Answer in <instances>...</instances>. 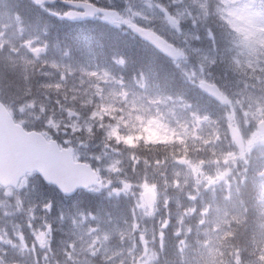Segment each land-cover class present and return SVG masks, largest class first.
Listing matches in <instances>:
<instances>
[{
	"label": "rangeland",
	"instance_id": "rangeland-1",
	"mask_svg": "<svg viewBox=\"0 0 264 264\" xmlns=\"http://www.w3.org/2000/svg\"><path fill=\"white\" fill-rule=\"evenodd\" d=\"M94 1L115 6L122 23L96 20L122 34L132 24L145 25L175 43L183 58L173 67L187 82L188 95L167 94L149 73L124 72L120 60L96 65L90 54L76 60L68 50L56 56L55 35L47 25H24L10 0H0V55L6 64L20 68L26 79L23 90L28 92L24 95H29L7 103L10 113L24 126L72 140L75 158L95 166L113 192L91 193L97 202L107 203L108 208L97 211L91 204L73 205L82 198L63 200L43 187L34 192L35 181H23L15 191H0V264H264V219L249 242L250 257L239 249L246 239H237L241 225L233 220L243 215L238 191L246 181L256 187L251 203L264 217V177L258 175L264 152L250 159L254 145H264L256 129L264 120L262 1L213 0L211 10L228 35L222 64L216 62L222 52L194 44L199 43L196 23L211 16L208 0ZM40 11L50 19L53 32L64 28L61 5ZM35 48L38 54L33 57ZM226 69L231 75L221 109L195 98L199 81L216 76L224 81ZM122 104L127 105L126 118L110 126L108 133L115 144L106 146L100 134L81 136L79 141L67 135V124L84 127L112 118L117 111L123 115ZM121 127L127 135L121 134ZM231 132L239 136L238 145ZM225 137L234 150L219 147ZM141 140L144 148L161 146L166 151L145 163L126 154V162L133 161L128 171L135 172V181L114 179L125 168L116 147L122 143L131 150ZM146 188L158 192L153 214L139 198ZM114 195L126 198L128 215L115 209ZM37 204L46 209L44 216ZM118 217H124L122 222Z\"/></svg>",
	"mask_w": 264,
	"mask_h": 264
},
{
	"label": "water",
	"instance_id": "water-1",
	"mask_svg": "<svg viewBox=\"0 0 264 264\" xmlns=\"http://www.w3.org/2000/svg\"><path fill=\"white\" fill-rule=\"evenodd\" d=\"M36 6H40L43 3L51 4L54 1L52 0H31ZM76 8H83L85 10V14H80L76 12H69L65 15V19L68 21H83L92 19L94 15L97 13L103 12L99 9L88 5V4H79V3H69L67 4ZM108 13L115 17L114 13ZM132 32L136 34L139 38L153 45L156 49H158L162 54L167 56L168 58L175 59L177 58V53L174 48L167 45L164 41L159 39L153 34H150L138 27L133 26ZM201 91H203L208 96L222 103V97L220 92L215 86H211L207 83H200L198 87ZM258 128L264 133V122H261L258 125ZM16 130L20 129L12 124L6 110L2 105H0V184L4 186H16L21 176L26 172L32 171V168L29 167V161L26 156H31V152H34L38 155V157L42 156L41 153L38 152L37 146L32 145L33 149L27 144V148L23 147L27 138L21 131L22 135H16ZM45 143V142H44ZM49 145H54L53 143H49ZM44 151V150H43ZM49 159L52 161H56L57 154L54 152H47ZM58 153V152H57ZM59 154V153H58ZM79 168V167H78ZM77 167H72L71 171L75 174ZM34 169L38 170L43 177H45L46 172L43 168L35 165ZM49 182V181H48ZM94 184V179L90 178L84 182L71 183V182H60V185L66 188L67 191L73 192L78 187H86Z\"/></svg>",
	"mask_w": 264,
	"mask_h": 264
},
{
	"label": "trees",
	"instance_id": "trees-1",
	"mask_svg": "<svg viewBox=\"0 0 264 264\" xmlns=\"http://www.w3.org/2000/svg\"><path fill=\"white\" fill-rule=\"evenodd\" d=\"M28 10L26 8L25 12L28 14L29 18H32V12L30 6H28ZM220 26V25H218ZM215 30V28H214ZM79 36L75 37L72 36V40H76L75 42L79 43V48H85L87 44H84L86 42L85 35L90 34L89 31H84V30H78ZM216 35H214V47L217 46V48H222L220 49V53L222 52L224 55L225 54V48L223 46V43H226L224 41V33H220L219 31H215ZM102 35H97L94 38V43L98 44V42L101 43L100 37ZM87 40L91 42L93 40L92 37H87ZM134 40H129L125 37L119 36L118 39L117 37L107 33L103 32V44L104 46H109L105 47L103 49H97L93 47H89V49L94 50L96 55L103 56L105 60H107L110 57V53L112 52H117V54L126 59V62L128 65L136 70L135 72H139L143 68H150L154 70L157 74H159L158 71V65H156V62L163 61V63H166V61L161 58L160 56L153 55L151 54L152 51H149L148 48L140 46L138 42H135L131 44L130 46H127L128 44L132 43ZM67 45H71L69 43H72V45H75L72 41L66 39ZM117 43V45H116ZM76 46V45H75ZM88 49V48H87ZM162 63V64H163ZM161 66V65H159ZM227 72V69L225 70V73ZM156 74V75H157ZM160 78V83L167 88V90H172V89H179L175 87H181L182 86V81L178 73H173L172 70H170V67L167 65L162 67V73L159 75ZM21 85H22V80L16 71H10L6 69L1 63H0V87L4 90L9 91L11 94H20L21 93ZM154 151L152 152V154ZM135 154L138 155V152L135 150ZM139 159L143 160H148L150 158V153L149 150L145 151L144 153H139ZM256 227H244L243 231L241 233H244L245 235L247 234V239L250 234L254 233V229Z\"/></svg>",
	"mask_w": 264,
	"mask_h": 264
},
{
	"label": "clouds",
	"instance_id": "clouds-1",
	"mask_svg": "<svg viewBox=\"0 0 264 264\" xmlns=\"http://www.w3.org/2000/svg\"><path fill=\"white\" fill-rule=\"evenodd\" d=\"M144 78H146V75L144 76ZM120 108L124 111L123 115L121 111H117L116 113H114L112 118L105 117L103 121H92L89 125H86L84 127H76L73 124H67L65 126L67 135L74 137L79 141L81 136L89 137L100 134L101 137L104 139L106 146L109 143L115 144L114 140L112 141L108 140V133L110 131V126L121 124V122L126 118L127 105L122 104L120 105ZM120 132L122 135H127V130L124 129L123 127L120 128ZM219 147H221L225 152L229 150H234V146L231 145L227 137H225L222 141H220ZM143 148H144V144L143 141L141 140L137 145V150H142ZM117 151L121 152L122 154H127L132 150L128 149L126 145H123L121 143L120 145L117 146ZM256 152H264V145L261 144L254 145L253 150L250 153V159L255 157ZM243 163L248 164V160H245ZM233 166L235 167V165ZM258 175L264 177V167H262ZM244 191H245V185L242 183L238 191V198H242L244 196ZM256 222H257V217L255 215V211L252 208L251 204L249 203L247 209L246 226L252 227L255 225Z\"/></svg>",
	"mask_w": 264,
	"mask_h": 264
}]
</instances>
